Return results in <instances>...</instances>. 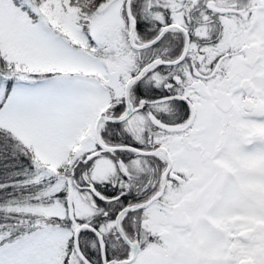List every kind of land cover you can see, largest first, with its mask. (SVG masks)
<instances>
[{"label":"snow or ice","instance_id":"obj_1","mask_svg":"<svg viewBox=\"0 0 264 264\" xmlns=\"http://www.w3.org/2000/svg\"><path fill=\"white\" fill-rule=\"evenodd\" d=\"M0 264H264V0H0Z\"/></svg>","mask_w":264,"mask_h":264}]
</instances>
